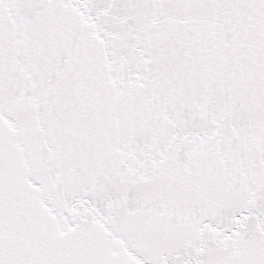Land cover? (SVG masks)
<instances>
[{
    "label": "snow or ice",
    "instance_id": "obj_1",
    "mask_svg": "<svg viewBox=\"0 0 264 264\" xmlns=\"http://www.w3.org/2000/svg\"><path fill=\"white\" fill-rule=\"evenodd\" d=\"M0 264H264V0H0Z\"/></svg>",
    "mask_w": 264,
    "mask_h": 264
}]
</instances>
